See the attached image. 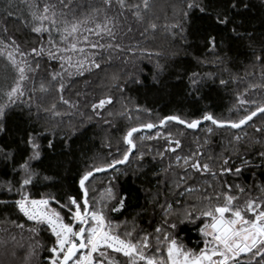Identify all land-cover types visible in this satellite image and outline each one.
<instances>
[{"label": "trees", "instance_id": "obj_1", "mask_svg": "<svg viewBox=\"0 0 264 264\" xmlns=\"http://www.w3.org/2000/svg\"><path fill=\"white\" fill-rule=\"evenodd\" d=\"M49 2L56 0H12L14 15L7 20L6 33L5 17L0 15V40L11 43L15 38L35 62L33 68L40 65L34 73L35 88L31 81L28 84L33 93L31 104L11 109L6 117L9 131L0 135V145L7 144L10 150H16L17 145L23 148L20 141L27 134L40 135L45 150L43 160L34 161L33 166L41 171V178L34 182L35 186L25 189L30 196L50 194L61 202L69 192L80 196V175L92 165L103 167L114 159H122L127 150L123 135L131 127L151 122L157 125L155 129L134 134L137 147L128 161L115 170L94 174L87 184L90 207L103 209L113 233L133 243L142 242L147 235L148 254L159 255V247L166 259L163 233L156 232L159 227L175 236L185 249L198 253L204 246L199 229L209 222L200 216L204 210L222 205L226 195L237 198L239 206L248 199L264 203V131H257L264 129V117L258 114L239 129L220 127L211 121H204L195 130L175 121L158 126L159 120L171 115L190 122L202 120L210 113L218 120L238 121L247 114L246 110L264 104V62L256 60L264 55V0H239L237 8L229 13L232 21L227 27L216 23V13L227 11L234 0H203L205 11L192 10L187 18L183 17L187 0H148L147 10L144 0H125L127 9L139 6L143 17L137 20L131 11L118 17L121 42L131 50L111 58L106 54L100 61V70L88 71L85 64L83 75L75 67L70 68L67 59L71 57L73 64L82 59L78 50L69 49L63 61L59 54L57 59H50L49 33L37 35L24 26V19H30L29 4H38L42 10ZM113 4L109 15L124 11L116 0ZM99 7L101 0H74L73 11L78 18L87 19ZM153 24L155 29L150 27ZM210 36L216 38L214 50L208 44ZM52 37L64 46L55 31ZM42 45V56L31 55L32 48ZM80 47L85 48V54L92 51L82 36ZM53 72H61L65 85L62 95L70 104L61 101L59 80L49 85L46 92L40 91L41 82L48 85ZM13 78L7 60L0 57V90L10 86ZM107 96H111L112 103L97 115L91 104ZM238 97L249 103L240 105ZM169 134L182 147L161 158L159 153L168 146ZM49 141L54 145L51 149L47 147ZM177 156L181 157L179 162ZM184 157L191 158L188 165L184 164ZM196 159L201 165L208 164L207 172L190 168ZM17 161L23 162L20 155ZM15 167L10 161L0 160V186H4L0 187V199L14 202L19 198ZM224 168L232 171L222 173ZM237 168L241 169L239 173ZM45 175L50 179L44 180ZM181 176L186 178L180 180ZM8 182L13 186L12 193L6 191ZM110 187L115 193L128 194L120 211H110L115 203L108 197ZM187 213H192L191 221L185 218ZM173 222L177 224L174 230L168 227ZM16 224H23V230ZM33 226L14 203L0 205V264H47V248L52 246L54 237L47 230L31 233ZM107 251L116 264H128L129 258L122 253ZM247 259L242 257L241 264Z\"/></svg>", "mask_w": 264, "mask_h": 264}, {"label": "snow or ice", "instance_id": "obj_2", "mask_svg": "<svg viewBox=\"0 0 264 264\" xmlns=\"http://www.w3.org/2000/svg\"><path fill=\"white\" fill-rule=\"evenodd\" d=\"M238 3L239 0H234L227 11L217 12L216 23L227 27L232 21V16L229 13L237 8ZM116 4L119 5L121 10H124L118 12L116 16L109 15L115 7L113 0H101L102 7L94 8L95 15L87 19L76 16L73 11L74 0H67V2L56 0L55 3H45L42 10L38 4H29L30 19L25 18L23 23L25 28H30L31 32L37 35L42 36L44 33H49L47 54L50 59H57L59 54V59L63 61L65 59L64 53H67L69 49L72 52L78 50L83 56L82 59H78L75 64H73L71 57L67 59L69 67H75L76 71L83 75L85 64L88 65V71L100 70L103 66L100 61L103 60L106 54L111 58L113 54L120 55L122 52L131 50L130 47H125L121 42L118 17L119 15H125L126 11H131V15L137 20H142L143 17L139 11V6L127 9L125 0H116ZM0 6L4 8L0 15L5 17L4 32L6 33L7 20L14 15L11 11L12 0H0ZM147 8L148 0H144V9L147 10ZM195 9H199L200 12L205 11L203 0H187L183 17L187 18L189 13ZM19 19L17 17V20ZM89 24L92 26L89 27ZM150 27L155 29L156 26L153 24ZM176 27L182 28V25H176ZM54 31L59 35L60 44L64 45L63 47L53 39L52 33ZM128 31H131V28ZM232 31L235 32V28ZM237 35L239 38V34ZM81 36L87 48L92 50L89 54H85L84 47L78 48ZM90 37H95V39H90ZM249 39H251L250 36ZM105 40H107V43H105ZM208 44L211 49L216 48L215 36L208 38ZM44 52L45 47L43 45L39 49H31V55L35 56H42ZM0 57L7 60L14 73L11 85L0 90V135H2L9 131L6 121L7 113L13 108L22 107L25 103L31 104L33 93L29 91L28 84L31 81L33 88H35L34 73L40 65L36 64V67L33 68L32 64L35 62L30 59V54L21 48L15 38L11 39V43L0 40ZM256 60L264 62V55L257 56ZM69 74L71 73L69 72ZM57 80L60 81L58 91L61 93V101L64 104H70V101L65 100L62 95L65 85L61 72H53L48 85L41 82L40 91L46 92L48 86ZM196 83V79L193 77V85L195 86ZM223 83L224 81H221V84ZM25 97H27V101ZM238 102L240 105L249 103L242 97H238ZM111 103V96H107L92 103L91 109L97 115H101L105 106ZM251 103L254 104L255 102L252 101ZM246 112L247 114L243 115L238 121L218 120L210 113H206L202 120L211 121L213 125L220 127L227 125L233 129H239L252 121L258 114L264 117V104L257 105L255 110H246ZM170 121L185 125L188 129H196L201 123L200 120L194 119L189 122L178 115H171L159 120V125L164 126L166 122ZM155 127L156 124L149 122L141 124L139 127L129 128L123 135V143L127 146V150L123 153L122 159H114L103 167L92 165L89 170L84 171L79 177L78 186L81 195H74L71 192L66 193L67 199L64 202L50 194L43 195L38 199L31 198L28 191L25 190L29 185L35 186L34 182L41 178V171L33 166L34 161L42 163L45 151L40 143L39 134H27L26 138H22L20 141L23 148L17 145L16 150H10L7 144L0 145V160L16 164L13 171L19 176L17 181L19 187L15 191L19 193L20 197L15 199L14 202L0 199V205L7 207L9 203H14L15 209L26 218V222H32L34 225L29 229L31 233L38 234L40 230L50 232L51 236L54 237V242L51 247L47 248V252L50 254L47 257L48 264H116L110 258L108 249L128 257V264H241L242 257L248 258L244 261V264H264V203L257 202L255 199H248L245 205L239 206L237 198L226 195L222 205L204 210L200 216L207 218L209 222H205L199 229L204 238V246L198 253L185 249L184 245L175 236L158 227L156 232L158 234L163 233V243L166 244V259L159 247L156 248V253L159 255L148 254L150 237L147 235L142 238V242L136 243H133L130 239L124 240L118 235H113L110 230L111 221L105 216L103 209L90 207L87 184L94 173L106 172L109 169L115 170L116 165L128 161L129 155L137 147L134 134L143 129L152 130ZM257 131H264V129L257 128ZM170 135L168 146L165 147L163 152L159 153L161 158L166 152L175 153L177 149L182 147L181 142L179 140L173 141ZM148 138L152 139V137ZM47 147L49 149L53 148V142L49 141ZM25 154H27L26 157ZM17 155H20L23 162L17 161ZM261 155H264V153H261ZM183 159L184 164L188 165L191 158L184 157ZM176 160L179 162L181 157L177 156ZM190 168L196 172H207L209 166L208 164L201 165L199 159H196L195 162L190 164ZM187 171L188 168H185V172ZM230 171H232L230 168L222 169V173ZM235 171L239 173L241 169L237 168ZM185 178L181 176L180 180ZM43 179L49 180L50 177L45 175ZM177 187H179V184ZM6 191L8 193L13 192L11 182L7 183ZM185 191H191V189H185ZM107 193L109 199L115 201L110 211H120L125 206L128 194L115 193L112 187L107 190ZM2 195L3 192L0 191V196ZM53 201L59 205L61 210L67 211V222L66 216L62 215L61 211L50 207ZM169 207L171 206L169 205ZM185 218L191 221L193 219L192 213H187ZM199 218L196 217V219ZM183 222L181 221V223ZM16 227L23 230L24 225L16 224ZM168 227L174 230L177 228V224L173 222ZM128 235L131 236V233ZM157 240L159 241V236ZM35 254L36 250L33 249L32 255Z\"/></svg>", "mask_w": 264, "mask_h": 264}, {"label": "rangeland", "instance_id": "obj_3", "mask_svg": "<svg viewBox=\"0 0 264 264\" xmlns=\"http://www.w3.org/2000/svg\"><path fill=\"white\" fill-rule=\"evenodd\" d=\"M31 198H33L32 196H30ZM20 198V197H19ZM19 198H17V199H19ZM50 207H52V208H55L56 210H58V211H61V213H62V215H65L66 216V222H67V216H68V214H67V211L66 210H61L60 209V207H59V205L58 204H56L54 201L50 204ZM112 234L113 235H117V234H115V233H113L112 232ZM121 238V237H120ZM122 239V238H121ZM204 239V238H203ZM125 240V239H124ZM47 264H48V262H47Z\"/></svg>", "mask_w": 264, "mask_h": 264}, {"label": "water", "instance_id": "obj_4", "mask_svg": "<svg viewBox=\"0 0 264 264\" xmlns=\"http://www.w3.org/2000/svg\"><path fill=\"white\" fill-rule=\"evenodd\" d=\"M200 121H201V123L204 122L203 120H200ZM201 123H200V124H201ZM200 124H199V126H200ZM156 126H157V125H156ZM158 126H160L159 123H158ZM184 126H185V125H184ZM199 126H198V127H199ZM225 126H227V125H225ZM138 127H139V126H138ZM185 127H186V126H185ZM198 127H197V128H198ZM186 128H187V127H186ZM197 128H196V129H197ZM154 129H155V128H154ZM152 130H153V129H152ZM194 130H195V129H194ZM141 131L144 132V131H151V130L143 129V130H141ZM130 155H131V154H130ZM130 155H129V156H130ZM121 165H123V164H118V165H116V167L121 166ZM109 170H111V169H109ZM109 170H108V171H109ZM97 173H101V172H96V173H94V174H97Z\"/></svg>", "mask_w": 264, "mask_h": 264}, {"label": "built area", "instance_id": "obj_5", "mask_svg": "<svg viewBox=\"0 0 264 264\" xmlns=\"http://www.w3.org/2000/svg\"><path fill=\"white\" fill-rule=\"evenodd\" d=\"M34 198V197H33ZM35 199H38V198H35ZM46 262H47V258H46Z\"/></svg>", "mask_w": 264, "mask_h": 264}]
</instances>
